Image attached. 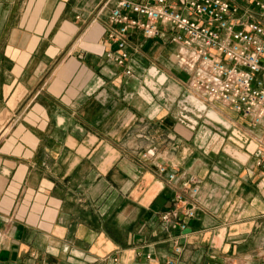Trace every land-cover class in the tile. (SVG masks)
<instances>
[{
    "label": "crops",
    "instance_id": "0c3cea01",
    "mask_svg": "<svg viewBox=\"0 0 264 264\" xmlns=\"http://www.w3.org/2000/svg\"><path fill=\"white\" fill-rule=\"evenodd\" d=\"M111 2L0 0V264H264L263 125L191 89L173 42L130 32L125 74Z\"/></svg>",
    "mask_w": 264,
    "mask_h": 264
},
{
    "label": "built area",
    "instance_id": "2783aa9c",
    "mask_svg": "<svg viewBox=\"0 0 264 264\" xmlns=\"http://www.w3.org/2000/svg\"><path fill=\"white\" fill-rule=\"evenodd\" d=\"M108 7L103 37L114 48L106 55L123 72H132L128 60L127 35L139 31L143 37L158 38L176 44L178 66L188 72V85L202 97L219 101L247 117L253 125L264 127V26L248 19L241 25L234 23L236 7L231 0H107ZM262 8L264 0H253ZM255 164L264 169V152H255ZM164 172L165 165L157 164ZM174 179L173 172H167ZM181 189L195 193L190 179H180ZM179 201L181 195L175 193ZM172 210L159 215L166 221ZM183 215L193 211L185 207ZM178 229L185 221L175 222ZM179 246L174 245L166 264H180L176 257ZM147 256V255H146Z\"/></svg>",
    "mask_w": 264,
    "mask_h": 264
}]
</instances>
